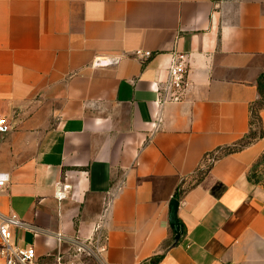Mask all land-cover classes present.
<instances>
[{"label": "crops", "instance_id": "1", "mask_svg": "<svg viewBox=\"0 0 264 264\" xmlns=\"http://www.w3.org/2000/svg\"><path fill=\"white\" fill-rule=\"evenodd\" d=\"M176 52L189 85L164 101ZM263 71L264 0H0V212L25 223L18 245L41 264H264V135L203 167L249 132Z\"/></svg>", "mask_w": 264, "mask_h": 264}, {"label": "built area", "instance_id": "2", "mask_svg": "<svg viewBox=\"0 0 264 264\" xmlns=\"http://www.w3.org/2000/svg\"><path fill=\"white\" fill-rule=\"evenodd\" d=\"M139 56H150V52L137 51ZM112 63V62H110ZM108 63V64H110ZM97 65H101L97 61ZM188 55L184 52H176L173 56L171 65L168 68V80L163 91L164 101H180L185 95L189 81H188ZM160 91V89H159ZM11 126L6 117L0 118V133L10 131ZM214 156L207 155L203 163L204 168H208L213 163ZM7 182V176L0 174V190L3 189ZM25 223L16 214L3 215L0 212V264H41L38 260L35 247H21L18 245L16 232L19 228H24ZM57 240L60 243L65 242L62 233L57 234ZM74 248L73 257L79 254L95 255L104 250L97 249L96 253L85 242L79 240L67 241ZM51 264H78L74 258H65L62 255L57 256L54 263Z\"/></svg>", "mask_w": 264, "mask_h": 264}, {"label": "trees", "instance_id": "3", "mask_svg": "<svg viewBox=\"0 0 264 264\" xmlns=\"http://www.w3.org/2000/svg\"><path fill=\"white\" fill-rule=\"evenodd\" d=\"M257 87L259 91V96L250 106V130L249 132L243 138H241L239 141L235 142L234 144L223 147V148H219L215 152L207 154V155L214 156L213 160H216L222 154L226 155V154H231V153L243 150L244 148L250 146L255 141L263 137L264 130H263L261 112L264 110V71L258 77ZM215 153L217 154L215 155ZM211 165L212 163L209 165V167ZM161 258H162V255H158L156 257H153L145 261L143 264H158Z\"/></svg>", "mask_w": 264, "mask_h": 264}, {"label": "water", "instance_id": "4", "mask_svg": "<svg viewBox=\"0 0 264 264\" xmlns=\"http://www.w3.org/2000/svg\"><path fill=\"white\" fill-rule=\"evenodd\" d=\"M177 208H178V202L174 201L173 207H172V212H171V221H172V227H173V229L177 235V238H178L181 234V226H180V224L176 218Z\"/></svg>", "mask_w": 264, "mask_h": 264}]
</instances>
